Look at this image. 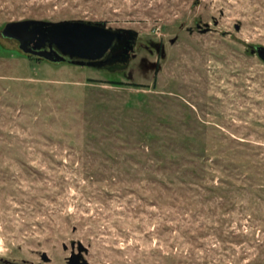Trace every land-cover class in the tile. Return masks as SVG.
Returning <instances> with one entry per match:
<instances>
[{
	"label": "rangeland",
	"instance_id": "1",
	"mask_svg": "<svg viewBox=\"0 0 264 264\" xmlns=\"http://www.w3.org/2000/svg\"><path fill=\"white\" fill-rule=\"evenodd\" d=\"M26 20L139 37L54 65L3 36ZM259 46L264 0H0V264H264Z\"/></svg>",
	"mask_w": 264,
	"mask_h": 264
},
{
	"label": "water",
	"instance_id": "2",
	"mask_svg": "<svg viewBox=\"0 0 264 264\" xmlns=\"http://www.w3.org/2000/svg\"><path fill=\"white\" fill-rule=\"evenodd\" d=\"M208 31L206 26L203 33ZM2 33L4 37L18 41L25 54L54 64L70 63L111 72L129 66L139 37L133 29H112L102 22L80 20L11 22ZM252 53L264 61V47L252 48ZM84 250L80 245L79 253H72L69 264H90L82 256ZM43 260L50 261L46 254Z\"/></svg>",
	"mask_w": 264,
	"mask_h": 264
},
{
	"label": "trees",
	"instance_id": "3",
	"mask_svg": "<svg viewBox=\"0 0 264 264\" xmlns=\"http://www.w3.org/2000/svg\"><path fill=\"white\" fill-rule=\"evenodd\" d=\"M25 54V53H24ZM25 55H27V56H29L30 58H35L36 60H38V61H45V62H49V63H51V64H54V63H52V62H50V61H47V60H45V59H42V58H39V57H36V56H32V55H28V54H25ZM54 65H57V64H54ZM111 83L112 84H114V85H121L122 83H120V82H118V81H111Z\"/></svg>",
	"mask_w": 264,
	"mask_h": 264
}]
</instances>
